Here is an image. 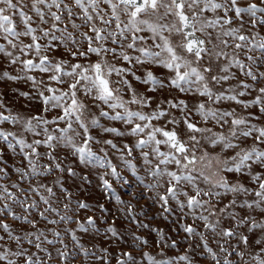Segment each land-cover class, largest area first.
Instances as JSON below:
<instances>
[{
    "label": "snow or ice",
    "instance_id": "1",
    "mask_svg": "<svg viewBox=\"0 0 264 264\" xmlns=\"http://www.w3.org/2000/svg\"><path fill=\"white\" fill-rule=\"evenodd\" d=\"M0 84V264H264V0H0Z\"/></svg>",
    "mask_w": 264,
    "mask_h": 264
},
{
    "label": "rangeland",
    "instance_id": "2",
    "mask_svg": "<svg viewBox=\"0 0 264 264\" xmlns=\"http://www.w3.org/2000/svg\"><path fill=\"white\" fill-rule=\"evenodd\" d=\"M17 87L20 88H24L26 89V85L23 84H18L16 85ZM11 84H0V89L4 90L6 92V100L8 102H10L11 106L14 108V110H24L23 109V104L24 101L23 99H16L15 93L11 91ZM245 98H250V97H245ZM228 104H225L224 107H228ZM254 110V109H253ZM93 196L95 197L98 189H96L95 187H93ZM158 211V206L157 205H152L151 210L148 212V216L152 217L154 214H156ZM147 222L154 224V225H158L160 227H163L165 229V231H169L171 232L172 230V225L169 224V222L167 220H164L163 216H158L156 219H149ZM154 235V234H153ZM172 254V253H170Z\"/></svg>",
    "mask_w": 264,
    "mask_h": 264
}]
</instances>
